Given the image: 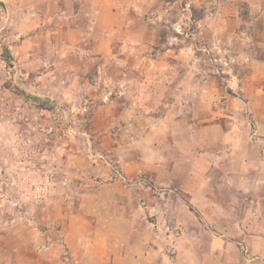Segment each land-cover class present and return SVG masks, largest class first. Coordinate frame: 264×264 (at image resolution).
<instances>
[{"label": "rangeland", "instance_id": "rangeland-1", "mask_svg": "<svg viewBox=\"0 0 264 264\" xmlns=\"http://www.w3.org/2000/svg\"><path fill=\"white\" fill-rule=\"evenodd\" d=\"M83 2L88 15H48L29 42H0V264H102L143 246H166L173 264H264V190L235 192L238 226L216 244L170 228L185 209L149 175L188 152L258 157L264 0ZM121 198L133 223L112 235L87 215L102 207L81 206ZM162 201L161 238L138 234Z\"/></svg>", "mask_w": 264, "mask_h": 264}, {"label": "crops", "instance_id": "crops-1", "mask_svg": "<svg viewBox=\"0 0 264 264\" xmlns=\"http://www.w3.org/2000/svg\"><path fill=\"white\" fill-rule=\"evenodd\" d=\"M82 1L0 0V33L6 28L10 29L5 37L0 36V42H29L28 39L22 37L24 33L30 30H42L47 22L48 15L56 16L61 20L72 15H78L81 11L88 15L87 2L82 4ZM56 4L58 5L57 8ZM83 6L84 10L82 9ZM31 18L34 19L33 22L29 21ZM255 140L257 141L253 145L259 146L261 152L257 158L252 160L243 153L235 151L224 154V158L219 154L201 153L196 156L188 152L180 160L175 161L174 164H164L162 161L157 160L151 165L149 175L156 184H172L173 188L177 189V191L173 189L176 192L173 196L167 195V201L171 198H177L186 212L184 221L176 219L175 222H172L170 228H177L183 237L186 236L190 239L197 238L193 235L194 229L210 232L214 236L216 244H220L221 240L223 242L224 238L227 237L224 234L226 228L223 226L225 224H229L230 228L232 225L233 228L238 226V218L233 211V206L237 203L235 192L238 190L246 192L256 189L264 190V138ZM142 164L146 166L145 162H142ZM239 165L241 168H238ZM142 172L145 173L144 168ZM228 191L229 195L225 196ZM165 204L168 205L166 202ZM165 204L163 201L157 202L156 208H147V214L155 215L157 223L148 222V230L146 232L142 229L137 230L138 234L146 236L150 232L153 237L161 238L165 230V227H162L165 212L163 206ZM81 206L102 207L99 211L97 209L91 210L90 214L87 213V215L94 217L93 221L101 220L102 224L105 223V217L109 219L112 225H108L107 231L110 235L119 232L120 228L128 224L131 228L133 223V220H129L130 213L124 209L127 202L122 198L102 200V202L96 203L85 200ZM209 224L213 226L221 224V228L216 227L220 232L213 231V227H210ZM114 225L117 230L113 229ZM140 238L144 239V237ZM255 238H261L264 242V235H258ZM164 247L166 246H163V248L157 247L156 249L148 246L140 247V250L136 253V258H127L122 252H117L108 257L105 253L102 264H150V257L155 258L156 262L154 264H173L172 259L164 251ZM184 249L178 248V255L184 253ZM213 249H220L221 252L227 251V249L222 250L223 247L220 246ZM212 250V253L216 251ZM193 252V248H187L185 251V253Z\"/></svg>", "mask_w": 264, "mask_h": 264}, {"label": "built area", "instance_id": "built-area-1", "mask_svg": "<svg viewBox=\"0 0 264 264\" xmlns=\"http://www.w3.org/2000/svg\"><path fill=\"white\" fill-rule=\"evenodd\" d=\"M175 234H177L178 232L177 231H174ZM173 253V252H172Z\"/></svg>", "mask_w": 264, "mask_h": 264}]
</instances>
